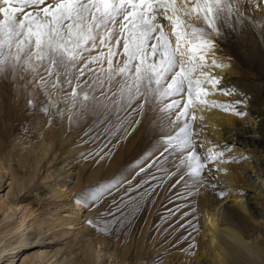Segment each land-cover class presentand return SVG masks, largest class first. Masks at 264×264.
Masks as SVG:
<instances>
[{
  "label": "snow or ice",
  "instance_id": "1",
  "mask_svg": "<svg viewBox=\"0 0 264 264\" xmlns=\"http://www.w3.org/2000/svg\"><path fill=\"white\" fill-rule=\"evenodd\" d=\"M261 12L264 0H0V79L13 84L17 98L21 89L29 97L38 90L43 98H29L27 106L39 109L49 126L66 118L71 129L90 120L84 142L103 140L84 158L110 160L144 117L156 114L150 124L159 135L151 150L77 195L75 203L88 211L104 204L88 225L104 235L120 231L175 177L179 202L163 219L190 208L179 219L189 241L183 251L195 254L194 198L202 187L227 197L230 190L218 179L227 169L220 165L248 158L227 156L228 144L205 147L196 109L248 115L247 94L216 72L230 66L216 57L217 40L251 29L264 41ZM215 95L244 98L209 99Z\"/></svg>",
  "mask_w": 264,
  "mask_h": 264
},
{
  "label": "bare ground",
  "instance_id": "2",
  "mask_svg": "<svg viewBox=\"0 0 264 264\" xmlns=\"http://www.w3.org/2000/svg\"><path fill=\"white\" fill-rule=\"evenodd\" d=\"M258 16L264 17V12ZM236 36L238 39L233 41V49L245 71L239 73V66L234 60L225 58L217 43L216 57L230 66L216 72L224 78L225 83L234 85L241 94H247L248 103L244 107L248 115L240 119L217 108H197L196 127H202L205 147L228 144L232 146V153L227 156L248 158L242 159V164L238 160L220 165L227 169L226 173H218V179L230 190L227 197L221 199L211 189L202 187L199 196L194 198L200 228L199 233H192L197 244L194 255L183 251L189 241L182 239L187 232L180 227L185 221L179 219L180 214L190 211V208L181 209L167 221L163 219L169 216L168 210L179 202L174 199V193L180 185L171 187L175 177L156 189L154 202L146 204L130 225H125L118 232L113 230L108 235L99 233L85 222L96 216L99 208L88 211L75 203L77 195L95 183L93 180L100 182L112 177L151 150L159 133L149 123V115L118 145L110 160L105 159L97 164L98 157L88 159L81 155L99 147L103 140L84 142L87 139L84 132L90 120L82 121L79 127L74 124L71 129L66 118L64 121L53 120L49 126L48 118L39 109L33 111L27 106L29 98L37 101L43 98L38 90L35 96L29 97L21 89L17 98L13 84L0 79V179H4L9 170L12 174L8 185L11 188L0 199V212L3 215L0 219V264H5V261L2 262L5 256H8L7 264H17V258L23 253L26 255H22L25 257L22 264H95L91 248L75 257L71 243H61L58 232L63 236L74 233L80 241L88 238L101 251L118 256L124 262L133 256L138 260L149 259L150 264H158L153 263L157 257L163 264H264V81H251L252 88L245 87L249 76L264 78V41L251 29ZM254 70L255 74L252 73ZM238 98L243 99L244 96L209 97L218 101ZM200 116L203 117L202 121ZM20 126L30 131L36 128L39 136L35 143L24 133L21 134ZM53 147L56 154L59 153V157L54 159L59 160L54 168L57 178L49 191L55 210L35 215L25 206V212L16 221L4 223L16 212L19 195L31 186L42 167V161ZM31 148L37 155L31 153ZM18 168L23 170V175L16 173ZM219 175H224V179ZM3 186L5 181L0 180V189ZM191 199L186 203H190ZM59 213L65 216L56 220L51 218Z\"/></svg>",
  "mask_w": 264,
  "mask_h": 264
},
{
  "label": "rangeland",
  "instance_id": "3",
  "mask_svg": "<svg viewBox=\"0 0 264 264\" xmlns=\"http://www.w3.org/2000/svg\"><path fill=\"white\" fill-rule=\"evenodd\" d=\"M236 38L238 39V37L235 34H232V35H230L228 40H217V43L220 45L221 53L225 56V58H230L231 60H234V63L239 66L238 72L242 74V72L245 70L240 66L237 55L233 49V41H235ZM255 72L256 71L254 70L252 73L255 74ZM247 81L245 82V87L247 89H250V88H252L251 81L258 82V83L261 81V83H262V81H264V78H261V79L257 78L256 79V77L253 78V76H249L247 78ZM246 84H248V85H246ZM153 115L154 114H152L151 116H148L150 118V120L153 118ZM19 129L21 131V134L24 133L25 134L24 136L29 137L32 141H34L35 139L37 140V137L39 136L36 128L33 131H30V130H28V128H24V127L20 126ZM10 141H12V140H9V142ZM32 141H31V144L33 143ZM34 143H35V141H34ZM30 150H31V153L33 155H37L36 151L33 148H31ZM230 153H232V152H230ZM57 157H59V153L57 155L55 148L53 147L51 149L49 155L46 157V159L42 161V163H41L42 167H41V169L39 168L37 176L34 179L31 186L28 189L24 190L22 192L21 196L19 195V206L15 207L16 212H13V216L14 215L15 216L14 217L13 216L8 217L4 221V223L16 221L17 218L20 217L21 214L25 212V209L27 207L30 208L35 213V215H38L42 212H46L50 209L52 211L55 210V207L52 204V199H50L49 191H50V186L55 183L56 178H57V176L55 174V169H54L55 166L59 164V160L58 161L54 160L55 158L57 159ZM65 159L67 162L69 161V159H67V158H65ZM48 161H49V163H48ZM44 162H46V163H44ZM239 162H240V164L243 163L241 160H239ZM10 172H11L10 170L8 172H6L4 175V179H0L1 181H3V183L5 181V187L3 186L0 189V199H2L1 197L4 194H7L11 188V187H8V185L10 184L11 179H12L11 178L12 174H10ZM16 173L19 175H23V170L18 168ZM219 177L221 179H224V175H219ZM93 182H95V183H93ZM93 182H92L93 184H91V185H95L99 181L97 179H95V180H93ZM226 184H227V187L230 188V183L227 182ZM6 185H7V189H6ZM22 195H23V197H22ZM3 199H6V197H4ZM106 203H107V201H105V204ZM25 206H26V208H25ZM103 209H104V204H102L99 207V211H102ZM55 215H57V216H51V218L56 220L60 216H65V214H63V213H59V214H55ZM2 218H3V215L0 212V219H2ZM54 231H57V230H54ZM58 234H60V236H61V239L59 240L61 243H63V244L67 243V242L71 243L72 250H73V253L75 254V257H79L80 255H82L81 253L85 249L91 248L93 257L95 259V264H150V262H151L149 259H147L145 261L143 259L138 260L137 258H134L133 256L128 261L124 262L118 256H113V255L108 254L104 251H101L100 247L98 245H96L94 242H91V240L88 238H84L83 241H80L79 237H76L75 234L71 233V232L65 236L61 235V232H58ZM55 235H56V233L54 232L53 237H55ZM23 254H25V253H23ZM22 255L20 258H17V262H16L17 264H22L23 260L25 259V257ZM158 258L159 257L154 258V259H157V261L153 260V263L159 262L158 264H161V263L163 264V262L159 261ZM6 259H8V256H5V259H3V261H2V262L5 261V264H7Z\"/></svg>",
  "mask_w": 264,
  "mask_h": 264
}]
</instances>
